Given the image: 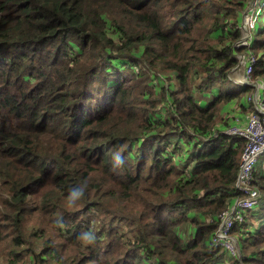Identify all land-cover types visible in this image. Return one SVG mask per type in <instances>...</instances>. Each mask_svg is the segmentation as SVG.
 <instances>
[{"label":"trees","instance_id":"trees-1","mask_svg":"<svg viewBox=\"0 0 264 264\" xmlns=\"http://www.w3.org/2000/svg\"><path fill=\"white\" fill-rule=\"evenodd\" d=\"M244 1L0 0V264H264V155L240 256L211 241L242 196L241 55L264 82Z\"/></svg>","mask_w":264,"mask_h":264},{"label":"built area","instance_id":"built-area-1","mask_svg":"<svg viewBox=\"0 0 264 264\" xmlns=\"http://www.w3.org/2000/svg\"><path fill=\"white\" fill-rule=\"evenodd\" d=\"M249 43L250 39L248 38L246 45ZM248 55H252V53ZM246 59H249V57ZM254 64L255 61H245L243 80L237 81L238 83L253 85L250 80V74ZM257 85V94L248 97L249 100L253 101L255 111L248 114L245 123L229 125L222 130V134L235 135L245 141L236 181V188L242 193V196L236 198L230 208L221 216V223L211 238L213 243L219 245L228 255L234 257H239L240 252L235 239L230 235L231 229L235 222L244 220L246 212L258 205L260 197L259 191L250 184L253 169L258 162L260 154L264 151V82H259Z\"/></svg>","mask_w":264,"mask_h":264},{"label":"rangeland","instance_id":"rangeland-1","mask_svg":"<svg viewBox=\"0 0 264 264\" xmlns=\"http://www.w3.org/2000/svg\"><path fill=\"white\" fill-rule=\"evenodd\" d=\"M258 6H259V4L255 0H247V1H244L243 8L241 10H238V11L241 12L240 13L241 14V21H240V24L239 25H240V29L242 30V36L238 40V42H239L240 45L247 46L246 44L248 43V38L250 37L251 29H252V27L255 24L256 17H257V14H258V12H257V7ZM229 20L232 22L233 21V17H230L228 19V21ZM247 57H249V59H246ZM247 57H245L244 55H241V62H240V65L237 67V68H241V70L239 71V73L236 75V79L239 82L241 80H243V66L245 64V61L246 60H251V61H255V63H256V61H257V59H258L259 56L256 55L255 53H252V55H248ZM235 70H237V69H235ZM259 82H260L259 80H254V79L251 80V83L253 85H252L250 91L253 94H257L256 90H257V87H258L257 84ZM230 121H231V118H230ZM263 155H264V153H261L259 159Z\"/></svg>","mask_w":264,"mask_h":264},{"label":"crops","instance_id":"crops-1","mask_svg":"<svg viewBox=\"0 0 264 264\" xmlns=\"http://www.w3.org/2000/svg\"><path fill=\"white\" fill-rule=\"evenodd\" d=\"M235 80H237V79H235ZM259 93H260V91H259ZM223 109H225V111L231 112L230 105H225ZM231 114H233V116H235V118H233L234 120L231 122V125L245 123L247 116H248L247 114H241L240 112H238V110L232 112ZM218 125H220V124H218ZM224 128H225L224 126L221 127V129H224Z\"/></svg>","mask_w":264,"mask_h":264},{"label":"clouds","instance_id":"clouds-1","mask_svg":"<svg viewBox=\"0 0 264 264\" xmlns=\"http://www.w3.org/2000/svg\"><path fill=\"white\" fill-rule=\"evenodd\" d=\"M237 81V80H236Z\"/></svg>","mask_w":264,"mask_h":264}]
</instances>
